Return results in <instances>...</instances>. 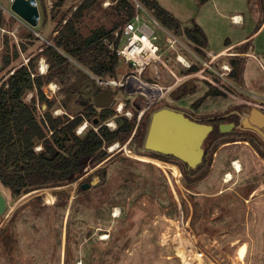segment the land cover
I'll list each match as a JSON object with an SVG mask.
<instances>
[{"label":"rangeland","instance_id":"374dc122","mask_svg":"<svg viewBox=\"0 0 264 264\" xmlns=\"http://www.w3.org/2000/svg\"><path fill=\"white\" fill-rule=\"evenodd\" d=\"M82 1L65 0L55 13L51 11L55 0L53 6L45 2L46 12L38 0L41 14L38 26L18 21L6 12L5 22L0 26V63L5 56L12 57L7 67H0V82L13 73L15 67L28 65L33 57L37 73L51 79L43 90L54 102L50 107L53 117L67 120L79 112L86 114V99L93 102L98 88L96 77L118 82L112 86L117 94L112 113L106 120L110 129H115L116 114H123L120 109L126 101L130 104L124 111L133 112L132 101H136L142 104L138 115L143 111L144 115L151 103L156 108L165 103L164 99L159 100L162 93L176 89L178 83L186 79L197 81V90L189 93L188 98L200 95L202 112L221 111L245 99L253 101L247 93L264 98V69L255 59L224 52L225 55L212 60V55L208 51L200 53L184 32L185 27L197 24L206 31L210 46L222 47L227 37L234 40L258 26L262 18L261 0H207L203 3L200 0H156L178 19V27H169L143 0H128L135 4L141 18L155 27L162 58L171 68L159 67L160 76L153 67L146 68L141 78L154 82L152 85L136 83L130 76H138L134 65H127L117 53L116 41L121 43L122 35L120 33L117 39L114 35L129 20L128 12L117 7L120 0H96L77 22L78 41L96 30H111L103 39L111 51L100 57V61L109 65L112 61L109 56L116 53L119 63L115 76L110 72L94 73L91 55H86L85 60L56 46L54 36L65 22V18H61L64 14L66 18L71 17ZM233 13L243 14L246 22L243 23L241 15L242 21L234 23ZM154 19L161 25H156ZM169 32L180 42L171 45L166 39ZM125 41L126 38L123 43ZM252 43L256 44L254 50L264 61V31ZM49 45L56 46L68 59L60 69H50L48 57L43 53ZM178 52L197 66L195 73H187V67L177 60ZM233 60L239 62L236 75ZM42 63L46 66L45 72L40 70ZM51 82L55 83V88L50 87ZM214 87L226 96H207ZM35 93V90L29 91L26 99L30 101ZM39 106L42 112L47 108L46 103ZM138 118L135 129L141 131L143 118ZM93 119L84 116L83 122L75 128L76 134L83 136L89 129L98 130L103 121L95 123ZM234 139L241 143L218 147L213 154L217 159L215 164L200 181H194L186 171L183 173L178 159L149 152L144 138L131 140L130 136L124 141L116 140L114 150H110L113 142H105L101 149L106 155L98 162L88 161L83 175L69 183L12 196L10 189L0 182V190L6 196V200L0 199V264H183L178 251L182 237L195 241V248L204 253L206 264H264V155L260 149L244 143L243 137ZM41 148V144L36 146L37 150ZM230 154L234 155L233 161L240 160L244 167L235 172L225 170L223 178L221 169ZM172 165L181 168L178 175ZM228 171L233 177L226 182ZM84 183H89L90 187L83 189ZM221 190L224 191L218 194ZM116 210L117 216L113 214Z\"/></svg>","mask_w":264,"mask_h":264},{"label":"trees","instance_id":"16d2710c","mask_svg":"<svg viewBox=\"0 0 264 264\" xmlns=\"http://www.w3.org/2000/svg\"><path fill=\"white\" fill-rule=\"evenodd\" d=\"M95 1L83 0L69 18H66L64 14L61 20L65 18V22L60 27L59 33L54 36V40L56 46L66 48L76 57L86 60L85 56L91 55L94 63L92 71L97 75L110 72L115 76L119 63L118 55L113 52L109 56L108 53L112 60L109 65L103 60L100 61V57H104L107 51H111L106 48L103 41L111 30H96L78 41L77 22L82 17L84 10L91 7ZM200 1L203 3L207 0ZM64 2L65 0H55L51 11L58 13ZM143 2L151 7L156 16L163 19L169 27L179 26L178 19L160 6L158 1L143 0ZM41 3L44 12H46L45 0H41ZM117 7L128 12L127 19L134 18L136 6L131 1L120 0ZM5 19V12L0 8V26L4 24ZM184 32L197 45V50L200 53L204 52L203 48L208 41L204 29L196 24L194 27H185ZM56 46L49 45L43 51L50 62V69H60L68 60ZM23 47L26 48L24 45ZM14 50L17 55V48L15 47ZM11 60V55L5 56L0 67H7ZM34 61L35 59L30 57L28 65L23 64L15 67L13 73L0 82V182L10 189L12 196H21L38 188L59 186L75 180L82 174L88 161L98 162L106 155V152L101 149L105 142L126 140L132 134L137 123L138 111L134 118L125 117L123 120H119L117 129L112 130L107 125H102L98 130L89 129L83 136L77 135L75 128L83 121L84 116L76 114L72 119L67 120H63L61 116L53 117L50 107L54 102L43 90L44 85L51 79L48 75L37 73ZM232 63L233 66H237L233 70V74L236 75L239 62L233 60ZM186 70L187 73L195 72L197 66L191 65ZM33 90L36 93L28 101L26 94ZM220 93L222 91L214 87L206 95ZM44 103L47 104V108L42 112L39 105ZM87 103L86 101L85 104ZM89 108L92 111L87 112L86 116L94 118L97 111L95 112L93 104ZM111 113L112 110H104L101 113V121L107 119ZM147 117L148 114H145L141 121L144 127L141 131L137 129L135 140H143ZM39 144L42 148L37 150L36 146ZM260 151L264 155V151ZM156 154L163 156L160 153ZM183 168L186 172L188 171L185 166Z\"/></svg>","mask_w":264,"mask_h":264},{"label":"flooded vegetation","instance_id":"af4514ba","mask_svg":"<svg viewBox=\"0 0 264 264\" xmlns=\"http://www.w3.org/2000/svg\"><path fill=\"white\" fill-rule=\"evenodd\" d=\"M233 56H241V55L233 54ZM233 68H234V66H233ZM192 73H195V72H192ZM192 73H189V74L191 75ZM103 80L104 81L102 83H99L97 81L98 82V88L93 95L94 101L92 102V101H90V99H86V101L88 103L85 105V109H84L86 111V113L92 111V109H90L89 107L93 104V107L95 108V112L97 111V113H96L97 115H95L94 119L98 118L99 121H101V113L104 110H106V109L111 110L113 108V103L115 102V97H116L117 92L112 86H114L113 84H118V82L116 80H114V81H116V83H106L107 81H109V79H103ZM187 80H189V79H186V80L178 83L177 86L179 87L180 84H182L183 82H185ZM190 80L193 81V83L191 82V84L193 85L191 89H187V90L185 89V92L182 91L181 94H179L178 91L177 92L174 91L175 89L166 90L164 93H162V97L159 99V100L164 99L165 103L162 106H160L159 108H156L155 104L151 103L147 107L145 114H148V117H147V120L145 123L144 134L142 137L145 139V141H146V138L148 135V131L150 128V124H151V120H152L154 112L157 111L158 109H161L164 107L171 108V109H174L176 111L182 112L186 116H188L189 118H191L193 120L211 125L212 128L202 143V147H203L204 152H203L201 161L196 166L190 167L187 162H185L184 160H182L178 157H175V156L169 155V154L160 153L163 156L178 159V161H180V166L183 170V173H185V169L183 168L185 166L188 169V171L186 172L187 175H190L191 177H193L194 181H200V178L211 170L212 165H214L215 164L214 162L217 160V159L213 158V154L218 147L226 148L225 146H228V147L230 145L235 146V145L241 143L240 141H238L239 139H234L236 136L243 137V139L245 141L244 143H247L248 145H250L254 149L257 148V149L264 151V126H258L251 119L252 111L254 108H258L264 112V107L262 106V105H264V104H262V102L264 103V98H261L258 94L256 95L253 93H247V96H250L254 99L253 101L245 99V100H243L242 103L236 102L233 105L226 107L221 111H218L215 109L213 111L209 110V111H203L202 112L200 110V105L202 104L200 102V98H199L200 95L195 96V97L191 96V98H188V95H190L189 93L197 90V87H198L196 80L195 81L193 79H190ZM120 86H124V84H120ZM107 89L112 90L113 100L111 101V104L109 106L100 107L97 105L96 98H97L99 93L104 92ZM209 91H210V89H209ZM151 92H153V91H151ZM218 95L219 96H226L225 94H222V93L216 94V95L208 94L207 96H214L215 97ZM257 100L259 102H257ZM103 101H104V99L102 98V102ZM129 104H130V102L126 101L124 103V105L122 106V109H120L123 111V114H122L123 116L116 114V116L118 118L115 119V121H116L115 122V129H117L119 127V123H118L119 120L120 121L123 120L125 118L124 116H128L130 114L132 116H134L136 114V111H138L139 108L142 106L141 103H138L136 101H132L133 112L128 111V110L124 111ZM261 106L263 108H261ZM143 113H144V111L139 115L137 114V118L139 116L138 119H142L143 116L145 115V114L143 115ZM78 114L82 115V116H86V114L83 112H79ZM246 118H248L247 121H246ZM94 119H93V121H94ZM107 119L103 120V122L100 124V126L106 125V124L109 125V123L106 122ZM223 123H234V125L230 128V130L224 132V131H221V129H220V125ZM138 124L136 123V126ZM112 130H114V129H112ZM137 133H138V131H137V129H135L133 132V135H130L131 140H135V136L137 135ZM226 139H230V140L225 142ZM115 141H113V144L115 143ZM147 151L152 152L153 150H147ZM156 153H158V152H156ZM233 157H234V155H232V154L226 156L224 166L221 169L222 170L221 171L222 177L225 174V170H231V171L233 170L235 172V168L232 164L233 163ZM106 160H108V159H106ZM241 164H242V167H241V169H242L244 167V165H243V163H241ZM187 166H189L190 168H188ZM228 188H230V187H228ZM223 191L224 190L219 191L218 194L223 192ZM195 194L202 195L205 193L195 192Z\"/></svg>","mask_w":264,"mask_h":264},{"label":"water","instance_id":"95a60500","mask_svg":"<svg viewBox=\"0 0 264 264\" xmlns=\"http://www.w3.org/2000/svg\"><path fill=\"white\" fill-rule=\"evenodd\" d=\"M12 9L31 26H38L41 14L37 0H14ZM191 82L193 83L192 80L183 82L174 91L181 94L182 91L185 92V89H191L193 86ZM112 100L111 89L99 93L96 98L97 105L100 107L109 106ZM251 119L258 126H264V112L260 109H253ZM247 120L248 118H246ZM94 122L98 123L99 119L95 118ZM233 125L234 123H223L220 125V129L225 132L230 130ZM211 128L209 124L193 120L182 112L164 107L153 114L145 147L158 153L178 157L187 162L190 167H194L201 161L204 152L202 143ZM88 187H90L89 183L82 185L83 189ZM0 199L6 200V196L1 190Z\"/></svg>","mask_w":264,"mask_h":264},{"label":"built area","instance_id":"2783aa9c","mask_svg":"<svg viewBox=\"0 0 264 264\" xmlns=\"http://www.w3.org/2000/svg\"><path fill=\"white\" fill-rule=\"evenodd\" d=\"M13 2L14 0H0V8L4 12L8 13L10 16H13L14 18L18 19V21L27 22L23 17H21L18 13H16L12 9ZM45 2L46 4L48 3L53 6V0H45ZM138 6H140V4ZM232 19L235 20L234 16L232 17ZM153 22H155L156 25L158 24V26L161 25L155 19ZM163 29L167 32V29L165 28ZM120 33L122 37H121V43L117 41L118 43L117 53L124 58V61L127 65H134V71L138 73V76L133 74L130 76L132 79L136 81V83L141 82L143 84H150V85L154 83V82L152 83L149 81H145L141 78V75L148 67H153L155 70V74L158 76H160L159 67L171 70L170 66L162 58V53L160 52L161 47L157 42L158 35L155 27H153V25L148 21L142 19L139 11L136 12L134 18L130 19L125 23L124 27L120 31H116L114 35L117 36L116 39L119 38L118 36ZM124 38H126V41L123 43ZM166 39L171 45L180 42V40L170 32L167 35ZM147 41L150 42L149 47H145V43ZM179 53L180 52L176 54L177 60L187 68L191 67L192 65L191 61H189V64H186L178 59ZM154 56H158L159 60H161L163 64L160 61H158ZM132 73H134L133 70ZM96 78L99 83H102L104 81L100 77H96ZM106 83H116V81L109 80ZM117 144L118 142H115L114 144H112V146Z\"/></svg>","mask_w":264,"mask_h":264},{"label":"crops","instance_id":"0c3cea01","mask_svg":"<svg viewBox=\"0 0 264 264\" xmlns=\"http://www.w3.org/2000/svg\"><path fill=\"white\" fill-rule=\"evenodd\" d=\"M261 2H262V6H261L262 7V13H261L260 17H262V18H261L260 23L258 24V26L256 28H253L249 32H246L244 34L237 36V38H235L234 40H232L230 37H227L224 40V44L222 45V47H219V48H214V47L210 46L209 39L207 36L208 41H207L206 46L203 48V50L205 52L208 51L209 53L208 52L207 53L209 55H212V57H213L212 60H215L216 58H218L222 55H225V54H223L224 52H227V54L230 53L231 55L239 54L243 57H250V58L255 59L261 65V67L264 69V61L262 60V57L258 56L259 52H255V50H254L256 48V44L252 43L253 39H255L257 36H259L264 31V0H261ZM235 14L242 15L243 16V23L246 22L245 16L241 13H233L231 15V19ZM232 21L234 23L236 22L233 19H232ZM205 33H206V31H205ZM206 35H207V33H206Z\"/></svg>","mask_w":264,"mask_h":264},{"label":"bare ground","instance_id":"6f19581e","mask_svg":"<svg viewBox=\"0 0 264 264\" xmlns=\"http://www.w3.org/2000/svg\"><path fill=\"white\" fill-rule=\"evenodd\" d=\"M234 19H235L234 21H236L238 23L242 21V17H241L240 14H235L234 15ZM149 45H150V42L147 41L145 43V47H149ZM154 57L158 61H160L161 63H163L161 60H159V58L157 56H154ZM178 59L181 60V61H183L186 64H189L188 59L186 57H184V55H182L181 53H179ZM225 68L228 69L229 66L228 65H225ZM40 70L42 72H45L46 71V66H45L44 63H42V67H41ZM154 85H156V84H154ZM50 87L51 88H55V83L54 82H51ZM115 148H116V145H113L110 150H114ZM232 164H233V166H234V168L236 170H238V171L241 170L242 164H241L240 160L236 159V160L233 161ZM172 170L177 175L179 174V172H181V170L179 169V167L176 166V165H172ZM232 177H233V173L230 172V171H228L227 174H226V177H225V181L226 182L230 181L232 179ZM113 214L115 216H117L118 215V211L116 210V212L113 213ZM195 247H196L195 241H193L191 239H187V238L182 237V244L179 247V250L178 251H179V254L181 255V257L183 259V264H206L205 263V260L203 258L204 253L202 251L198 250V249L196 250ZM79 264H83V263L82 262H79Z\"/></svg>","mask_w":264,"mask_h":264}]
</instances>
